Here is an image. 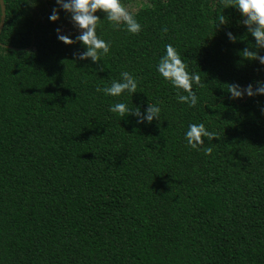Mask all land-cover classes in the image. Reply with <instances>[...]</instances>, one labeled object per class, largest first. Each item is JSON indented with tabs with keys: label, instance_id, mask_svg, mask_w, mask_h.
I'll return each instance as SVG.
<instances>
[{
	"label": "trees",
	"instance_id": "trees-1",
	"mask_svg": "<svg viewBox=\"0 0 264 264\" xmlns=\"http://www.w3.org/2000/svg\"><path fill=\"white\" fill-rule=\"evenodd\" d=\"M4 1L0 264H264V95L233 99L226 86L264 82V66L240 55L264 56L241 13L220 0H144L133 35L98 11L111 48L93 63L77 58L86 48L56 0ZM167 44L200 75L196 107L157 71ZM123 71L136 93L96 91ZM118 102L142 115L159 102V120L110 112ZM191 123L217 134L204 138L211 155L188 146Z\"/></svg>",
	"mask_w": 264,
	"mask_h": 264
},
{
	"label": "clouds",
	"instance_id": "clouds-1",
	"mask_svg": "<svg viewBox=\"0 0 264 264\" xmlns=\"http://www.w3.org/2000/svg\"><path fill=\"white\" fill-rule=\"evenodd\" d=\"M56 3L71 15L72 22L80 30V35L76 37V40L85 46L86 51L78 54L79 60L90 58L93 63H97L101 61L102 56H107L110 52V42H106L97 35V26L101 22L96 15L98 11L106 14V20L114 29H119L121 25H124L126 30L133 35L139 34L142 30L141 24L136 20L133 12L129 10V6H126L121 0H56ZM220 3L224 8H235L241 13L242 23L251 36L255 38V47L264 49V0H220ZM49 19L52 22L59 20L57 9L52 10ZM216 19L218 20L216 27L227 23L223 14ZM163 32L167 33L166 27ZM57 35L58 39L65 45H72L75 42L69 36L61 34L60 29H57ZM227 36L231 42H236L237 38L231 32L227 33ZM165 47L166 54L160 58L157 64L158 73L177 90V100L180 103L187 104L189 107H196L198 97L193 91V84L203 87L200 75L188 71V66L171 44H167ZM240 55L246 60H258L264 66V56L259 55L258 52L245 48ZM226 86L233 99H242L245 94L248 97L264 95V82H258L255 90L251 84L246 88H241L238 84ZM137 87V78L129 72L123 71L119 80H112L110 86L98 87L96 91L103 92L105 96L119 97L124 92L136 93ZM157 104L149 103L144 115L141 114L139 107H135L134 110L129 109L123 102L111 105L109 111L122 117L126 114L134 115L138 118L137 123H144L145 120L151 123L153 119L159 120L161 109ZM204 138H207L208 141L219 139L215 132L206 129L204 123L189 124L185 133L188 146L197 151L202 148L205 155H211L215 145L204 146Z\"/></svg>",
	"mask_w": 264,
	"mask_h": 264
},
{
	"label": "water",
	"instance_id": "water-1",
	"mask_svg": "<svg viewBox=\"0 0 264 264\" xmlns=\"http://www.w3.org/2000/svg\"><path fill=\"white\" fill-rule=\"evenodd\" d=\"M0 8H1V17H0V35L5 27L6 22V4L4 0H0Z\"/></svg>",
	"mask_w": 264,
	"mask_h": 264
},
{
	"label": "rangeland",
	"instance_id": "rangeland-1",
	"mask_svg": "<svg viewBox=\"0 0 264 264\" xmlns=\"http://www.w3.org/2000/svg\"><path fill=\"white\" fill-rule=\"evenodd\" d=\"M144 0H135L133 4L129 7V10L132 12L137 11L139 8L143 6ZM74 29L80 33V30L74 25Z\"/></svg>",
	"mask_w": 264,
	"mask_h": 264
}]
</instances>
